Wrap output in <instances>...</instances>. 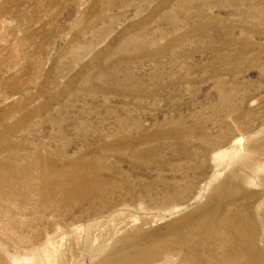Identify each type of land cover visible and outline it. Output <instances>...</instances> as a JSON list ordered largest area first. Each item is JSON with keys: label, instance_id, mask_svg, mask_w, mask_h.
Returning a JSON list of instances; mask_svg holds the SVG:
<instances>
[{"label": "rangeland", "instance_id": "1", "mask_svg": "<svg viewBox=\"0 0 264 264\" xmlns=\"http://www.w3.org/2000/svg\"><path fill=\"white\" fill-rule=\"evenodd\" d=\"M0 264H264V0H0Z\"/></svg>", "mask_w": 264, "mask_h": 264}]
</instances>
